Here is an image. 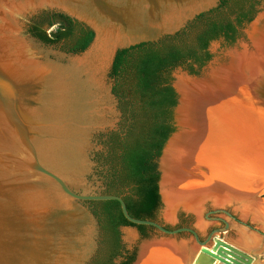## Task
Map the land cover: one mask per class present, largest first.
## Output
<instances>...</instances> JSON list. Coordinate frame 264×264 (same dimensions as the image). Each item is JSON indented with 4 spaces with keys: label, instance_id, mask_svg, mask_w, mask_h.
<instances>
[{
    "label": "water",
    "instance_id": "1",
    "mask_svg": "<svg viewBox=\"0 0 264 264\" xmlns=\"http://www.w3.org/2000/svg\"><path fill=\"white\" fill-rule=\"evenodd\" d=\"M218 1L0 0V264H88L96 252L99 231L86 202L110 200L118 203L130 225L151 227L156 235L139 243L141 236L134 227L118 229L121 245L133 257L136 252L135 259L139 245L146 244L173 247L179 264H250L256 259L258 250L264 248L263 233L254 230L261 240L256 244L244 240L245 250L215 236L226 231L228 223L210 215L231 218L221 208L200 214V208L182 206L195 226L202 221L222 224L199 239L190 227L167 229L155 221L132 218L119 196L100 193L105 184L108 137L126 125L107 78L115 51L171 36L198 14L216 7ZM263 3L241 31L246 43L224 51L222 63L212 65L228 45L212 41L210 60L199 74L190 75L180 68L170 74L176 97L173 131L155 161L157 194L167 219L175 218L181 206H168L170 200L163 194L167 162L186 173L187 180L203 182L209 176L203 166L186 169V155L173 147L182 132L209 128L207 105L216 102L208 104L202 100L205 96L196 98L194 85L224 68L235 53L251 50L248 32L264 20ZM41 11L58 12L83 24L93 34L88 47L72 55L25 34L23 19ZM178 179L168 183L179 189L180 180L185 179ZM198 190L200 198L216 194L211 188ZM180 233L190 239L176 242Z\"/></svg>",
    "mask_w": 264,
    "mask_h": 264
},
{
    "label": "trees",
    "instance_id": "2",
    "mask_svg": "<svg viewBox=\"0 0 264 264\" xmlns=\"http://www.w3.org/2000/svg\"><path fill=\"white\" fill-rule=\"evenodd\" d=\"M262 2L219 0L216 7L198 14L171 36L115 51L107 78L126 125L119 134L108 137L105 184L100 193L119 196L130 217L156 222L159 197L155 161L173 131L176 101L170 86L171 72L180 68L196 75L210 60L209 43L221 40L231 45L241 37V30ZM23 23L25 34L72 55L83 52L93 38L83 24L58 12L41 11L24 18ZM86 205L99 231L97 249L88 264H130L133 253L124 250L118 229L134 227L144 238L152 228L130 225L116 201H88ZM183 225L184 220H178L175 228Z\"/></svg>",
    "mask_w": 264,
    "mask_h": 264
},
{
    "label": "bare ground",
    "instance_id": "3",
    "mask_svg": "<svg viewBox=\"0 0 264 264\" xmlns=\"http://www.w3.org/2000/svg\"><path fill=\"white\" fill-rule=\"evenodd\" d=\"M248 35L253 42L250 51L235 53L224 68L194 85L198 91L196 98L205 96L202 100L208 104L210 101L216 102L215 105H207L209 128L199 126L197 130L182 132L173 147L186 155V169L203 166L209 176L203 181L204 184L201 181L192 186L194 178L185 179L183 176L186 173L177 170L168 161L169 173L162 179V184L167 185V191L163 194L170 200L168 206L174 207L177 203L186 207L197 206L198 200L193 205L191 199H198L199 188H211L212 192L217 189L218 193H223L224 188L237 187L234 191L247 193L250 190L248 197H254L252 193L264 192V20L250 28ZM176 80L182 81L180 77H176ZM196 102L201 104V100ZM175 177L185 179L187 191L168 183ZM248 186L255 188L252 190ZM253 208L264 218V201H258ZM170 213L167 208L166 214ZM139 246L133 264H179L171 246L164 249L147 244L142 248Z\"/></svg>",
    "mask_w": 264,
    "mask_h": 264
},
{
    "label": "rangeland",
    "instance_id": "4",
    "mask_svg": "<svg viewBox=\"0 0 264 264\" xmlns=\"http://www.w3.org/2000/svg\"><path fill=\"white\" fill-rule=\"evenodd\" d=\"M261 7L264 8V3L262 4ZM28 15L33 16L34 14L33 15L28 14ZM244 28H245V26H244ZM53 29H54L53 27L50 28V30H53ZM238 43L239 44L240 43H246L245 38L242 37V33H241V37H239L237 40H235L231 45H228L220 53V55L212 61L213 64H212V62L209 64L216 66L217 63H222V56H223L224 51H226L230 48H233L234 46L238 45ZM53 49L62 51L61 49H59L58 46H54ZM214 61H216V63ZM199 72L197 74H199ZM178 75H180V74H177V76ZM198 180L199 179L192 180L193 183H191V185L193 186V185L200 183V181H198ZM239 180H240V178H239ZM179 183H180L179 186L181 187L179 189L185 190V188H186V185H184L185 181L181 182V180H180ZM201 183L204 184L203 182H201ZM228 185H230V184H228ZM211 187H213V186H211ZM248 188L252 189L249 186H248ZM254 188L255 187L253 186V189ZM236 189H237V187L233 188V189L224 188L225 192H223V193H218L219 190L216 189L213 192L216 194H213L212 197H204V198L198 197V199L193 197L194 200L191 198H189V200L191 199V201H192L191 203H193V201H194L193 205L196 204L197 203L196 201L198 200V203L196 204L197 206H192L191 208L192 209L200 208V212H201L200 214H202L208 210L215 209V208H221V209L227 211L231 218L225 217L222 214L210 215V216L220 217L228 223L227 230L220 233V234H215V236L219 237L220 239H222L224 241H227L228 243L234 245L238 249H244L245 250V248L243 247V245L246 244L245 241L243 242L244 239L248 240V241L252 240V241H254L253 242L254 244H256L257 242H259V240H261V236H259V234H256L254 232V230H257L258 232L264 234V218L253 211L254 210L253 206L255 204H257L258 201H264V193L263 194L262 193H259V194L252 193L254 197H252V196L248 197V195H249L248 190H247V193H242V192L234 191ZM185 191H187V190H185ZM242 205L244 207L247 206L249 209L248 208L247 209L242 208L243 207ZM163 213H164V207H163L162 202L159 198V208L156 212V217H155L156 222H158L159 224H161L162 226H164L167 229H173L176 227L178 220H184L183 226L192 228L196 232L199 239H203L204 236L213 228H218V227L222 226L221 223L216 222V221H202V220H201L202 222L200 223V225L197 224V226H195V221L193 220L190 212L183 209L182 205L179 206V209L176 212V216L173 219L165 218L163 216ZM154 237H156V235L154 234V232L152 230H150L147 232L146 237L140 238L139 243L141 241H143L144 239H153ZM189 239H190L189 235H187L185 233H180L177 235L176 242L187 241ZM261 241H263V244H264V238H262ZM135 255H136V252H135L133 260L130 264H133L134 259H135ZM256 258H257L256 264H261V263L263 264L264 263V248H261L260 250H258Z\"/></svg>",
    "mask_w": 264,
    "mask_h": 264
},
{
    "label": "crops",
    "instance_id": "5",
    "mask_svg": "<svg viewBox=\"0 0 264 264\" xmlns=\"http://www.w3.org/2000/svg\"><path fill=\"white\" fill-rule=\"evenodd\" d=\"M227 242V241H226ZM257 263V258L256 259H253L252 261H251V263L250 264H256ZM262 264V263H261ZM264 264V263H263Z\"/></svg>",
    "mask_w": 264,
    "mask_h": 264
}]
</instances>
